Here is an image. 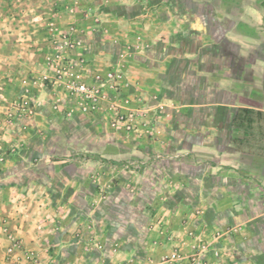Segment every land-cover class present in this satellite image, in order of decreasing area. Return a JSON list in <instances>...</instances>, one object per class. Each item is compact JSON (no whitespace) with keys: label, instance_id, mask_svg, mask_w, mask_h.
Instances as JSON below:
<instances>
[{"label":"rangeland","instance_id":"rangeland-1","mask_svg":"<svg viewBox=\"0 0 264 264\" xmlns=\"http://www.w3.org/2000/svg\"><path fill=\"white\" fill-rule=\"evenodd\" d=\"M161 20L194 42L156 40ZM187 49L164 61L187 84L162 85L154 57ZM241 105L264 111V0H0L3 258L21 252L15 228L68 227L89 242L106 223L143 225L149 264H225L248 236L260 251L264 135L235 153ZM211 208L251 220L211 233ZM134 211L136 226L120 218Z\"/></svg>","mask_w":264,"mask_h":264},{"label":"crops","instance_id":"crops-1","mask_svg":"<svg viewBox=\"0 0 264 264\" xmlns=\"http://www.w3.org/2000/svg\"><path fill=\"white\" fill-rule=\"evenodd\" d=\"M175 22L172 21H162L160 33L158 35V39L161 42H165L167 40L170 41L173 48L178 44H189L193 43L194 34L191 32V35L188 31L187 26H176ZM187 28V29H186ZM157 38V37H156ZM193 52L187 50L182 51V57L178 56L179 53H160L156 57H154L155 62L160 66L162 70H160L159 80L162 85L166 83V79L168 75H170V80L167 81L168 85L172 86V89H179L184 82L187 84L188 73H185V78H181V72L174 66L173 63L168 67V63L165 65L164 61L172 60H187L192 57ZM191 56V57H190ZM167 72V73H166ZM186 80V81H185ZM241 109H252L254 111H260L264 113V111L255 106H238L234 111L233 116L230 119L229 127L236 132H239L240 137L236 140H232L236 143L237 148L235 150L236 154H250L249 147L251 144L250 140L254 138H262L261 135H264V130L259 131L262 124H264V116H262L258 121L254 122L253 129L243 134L241 129H236L233 126V119L236 114L241 111ZM258 129L255 132V129ZM261 132V133H260ZM179 136V135H178ZM181 138V137H177ZM192 138V137H190ZM189 139V138H188ZM190 145V144H189ZM193 147V146H192ZM190 150L193 151L194 148L190 147ZM258 152H262L264 147L260 146ZM253 154H260L257 152H253ZM88 158H94L93 155H87ZM96 160L100 162H105L104 159L100 157H96ZM213 167V166H212ZM218 168H226L227 167H218ZM99 213H96V216H100ZM110 216H113L110 214ZM108 217V221L111 218L116 219L115 217ZM120 218L123 220H130L132 226H136L137 221L139 223L145 218L141 215V213L133 212V213H124V215ZM99 219V218H98ZM201 220H203L200 217ZM204 221L209 225V231L212 233V229L216 227L223 226H233L235 224L240 223H248L250 217L247 214L242 212H236L233 209H228L225 211H215L211 208V210L207 211L204 214ZM138 228H120L115 229L106 223V227L103 228H93L91 230V236L95 239H91V241L87 242L86 239L82 238L85 236L84 232L74 233L73 228L65 227L64 229H60L57 231L51 230L50 228L45 227H19L15 228L13 231V235L20 239L19 244H21L20 251L15 250L12 260H5L3 258V252L5 248L9 246V241H7L3 234L0 232V264H30L25 259L23 255V251H29L34 253V257L36 259V264H149L146 258V233L143 225L137 224ZM244 238L242 242H234L228 246V250L232 252V254L228 253L226 255L227 259H222L225 264H264V247L260 248V251L257 249V243L250 238ZM118 241L117 249H111ZM249 244L250 247H245ZM242 245L245 247L242 249ZM256 246V247H255ZM100 249H99V248ZM162 246L159 247L161 250ZM163 249V248H162ZM158 250V249H156ZM232 263H230V262ZM151 264H165L159 260H153Z\"/></svg>","mask_w":264,"mask_h":264},{"label":"trees","instance_id":"trees-1","mask_svg":"<svg viewBox=\"0 0 264 264\" xmlns=\"http://www.w3.org/2000/svg\"><path fill=\"white\" fill-rule=\"evenodd\" d=\"M264 113L254 111L252 109H241L233 119V126L236 129H241L243 134L250 132L253 129V124L258 121Z\"/></svg>","mask_w":264,"mask_h":264},{"label":"built area","instance_id":"built-area-1","mask_svg":"<svg viewBox=\"0 0 264 264\" xmlns=\"http://www.w3.org/2000/svg\"><path fill=\"white\" fill-rule=\"evenodd\" d=\"M75 90L81 94L85 90V87L83 85H80V86L76 87ZM3 232H6V234L9 236L8 238L12 240V237L9 235V233L5 229H3ZM14 246H15V244H14ZM12 251H13V245L8 247V249H7L8 256L11 255ZM30 259H31L30 264H36V259H35V257H33V255L30 257Z\"/></svg>","mask_w":264,"mask_h":264}]
</instances>
